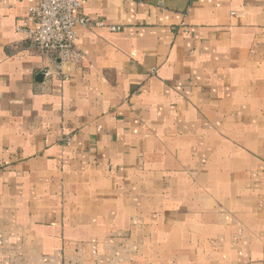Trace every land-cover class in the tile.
Here are the masks:
<instances>
[{"label": "crops", "instance_id": "1", "mask_svg": "<svg viewBox=\"0 0 264 264\" xmlns=\"http://www.w3.org/2000/svg\"><path fill=\"white\" fill-rule=\"evenodd\" d=\"M79 1L0 0V264H264V0Z\"/></svg>", "mask_w": 264, "mask_h": 264}, {"label": "built area", "instance_id": "2", "mask_svg": "<svg viewBox=\"0 0 264 264\" xmlns=\"http://www.w3.org/2000/svg\"><path fill=\"white\" fill-rule=\"evenodd\" d=\"M79 0H36L30 8L25 21L17 31L26 35L28 43L45 55L54 56L59 63L80 65L83 53L76 48V27L88 29L103 26L92 22L81 12ZM111 32L119 31L110 27Z\"/></svg>", "mask_w": 264, "mask_h": 264}]
</instances>
